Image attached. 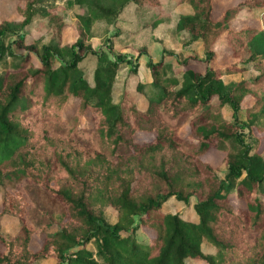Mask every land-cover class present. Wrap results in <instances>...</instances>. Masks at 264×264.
Instances as JSON below:
<instances>
[{
  "label": "trees",
  "instance_id": "obj_1",
  "mask_svg": "<svg viewBox=\"0 0 264 264\" xmlns=\"http://www.w3.org/2000/svg\"><path fill=\"white\" fill-rule=\"evenodd\" d=\"M22 1L17 19L0 20V264H264V0L217 19L214 0H67L79 10L72 24L43 12L47 42L24 32L40 11L38 0ZM245 10L262 13V27L233 28ZM100 24L114 27L109 54L92 44ZM68 27L76 37L63 43ZM138 33L162 44L145 109L113 101L131 60L115 42L139 49ZM222 36L234 61L213 66ZM93 55L89 75L81 64ZM213 147L223 178L202 159ZM171 198L193 218L164 212ZM5 216L19 223L10 237ZM143 227L151 233L139 240Z\"/></svg>",
  "mask_w": 264,
  "mask_h": 264
},
{
  "label": "rangeland",
  "instance_id": "obj_2",
  "mask_svg": "<svg viewBox=\"0 0 264 264\" xmlns=\"http://www.w3.org/2000/svg\"><path fill=\"white\" fill-rule=\"evenodd\" d=\"M67 0H38L37 4V15H35L34 20L29 28L24 32L28 34L29 39L40 38L43 42H47L51 36V30L48 28V16L43 15V12L57 13L61 14L67 24H72L76 13L79 12L77 8L70 9L66 4ZM244 0H214V10L213 18L217 19L221 16L223 11L229 7L237 5L239 2ZM19 4H24L22 0H0V20L8 19L14 20L18 18L17 6ZM240 17L232 22V26L235 29H239L244 26H254L262 27V13L259 11H243ZM114 31V27L109 25L100 24L97 25L94 29L92 44L96 50H103L109 54L107 48L108 38L110 39L111 33ZM76 37V32L73 27H68L63 31V43H70ZM139 49H134L130 46H124L121 42H115L114 51H122L127 53V58L131 59L130 62H125L116 74V80L113 87V101L119 104H126L129 102H134L140 109H144L147 100L145 98L144 90L137 88L138 83L150 79V69L148 64L156 63L159 61L162 48L159 45H154L153 47L147 46L146 53H141L142 48L141 44L137 45ZM196 51H200V45L194 48ZM216 57L213 62V66H225L232 63L234 60L230 55V51L226 46L225 37L222 36L219 42L215 47ZM117 53V52H116ZM97 63L96 56H89L81 64V68L86 71L87 74H91L90 71L94 69ZM133 68H132V66ZM257 72L250 70L243 73H238L231 75L225 78L226 81H238L243 78H251L256 75ZM151 83H146L145 86H149ZM150 88H148V91ZM251 104V100H246L243 102V106ZM75 101L71 100L68 104L67 110L72 111L75 108ZM231 108L225 109L223 115L226 118H231ZM258 136H264V132L260 133ZM149 136L140 135L138 139H147ZM223 151L219 148L213 147L207 153L202 156V159L208 162L215 168L218 176L223 178L226 173V167L221 159ZM230 202L235 210H238L243 206V201L238 199L236 196L230 198ZM0 210H1V191H0ZM162 210L164 212L171 213H181L185 217L193 218L192 210L190 205H186L183 202L177 201L174 198H171L166 202ZM107 217L110 221H114V217L111 213H107ZM19 228L18 220L11 216H5L1 220V232L4 236L10 237L13 236ZM151 230L147 227H143L141 230L137 231L136 237L139 240L144 239L146 236H149ZM42 241V236L35 235L33 237L32 246L39 247ZM89 249H92V245H88ZM204 252H210L212 247L206 243L202 246ZM1 249V246H0ZM188 264H195L194 262L187 260ZM34 264H55L53 258H44L39 259Z\"/></svg>",
  "mask_w": 264,
  "mask_h": 264
},
{
  "label": "crops",
  "instance_id": "obj_3",
  "mask_svg": "<svg viewBox=\"0 0 264 264\" xmlns=\"http://www.w3.org/2000/svg\"><path fill=\"white\" fill-rule=\"evenodd\" d=\"M135 38H136L137 44H139V45L140 44H146L148 46V48H149V47H153L156 44V45L161 46V48H162V44L160 42L149 40V35H145L143 33H138L137 35H135ZM142 82H144V83H151V76H150V79L149 80H144ZM148 88H151V85L150 84H149V86H145V88H144L145 89L144 90L145 91L144 94H145V98L147 100V104H146L145 108L148 105V97H147Z\"/></svg>",
  "mask_w": 264,
  "mask_h": 264
}]
</instances>
